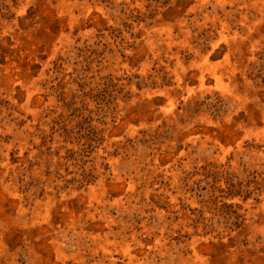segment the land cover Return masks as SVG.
<instances>
[{
	"label": "rangeland",
	"instance_id": "rangeland-1",
	"mask_svg": "<svg viewBox=\"0 0 264 264\" xmlns=\"http://www.w3.org/2000/svg\"><path fill=\"white\" fill-rule=\"evenodd\" d=\"M0 264H264V0H0Z\"/></svg>",
	"mask_w": 264,
	"mask_h": 264
}]
</instances>
